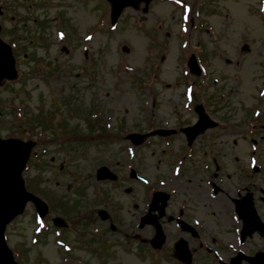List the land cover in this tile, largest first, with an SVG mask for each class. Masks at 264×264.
<instances>
[{
  "label": "rangeland",
  "instance_id": "1",
  "mask_svg": "<svg viewBox=\"0 0 264 264\" xmlns=\"http://www.w3.org/2000/svg\"><path fill=\"white\" fill-rule=\"evenodd\" d=\"M3 2L12 4L7 6V16L0 17V24L4 25L1 31L7 39H12L14 34L9 30L17 22L10 15L21 16L19 31L28 38L26 50L33 52V56L29 59L19 53V79L0 84L2 138L17 137L20 133L23 139L21 128H29L32 136L36 135L44 121L38 122L34 114L41 110L42 102L43 113L51 115L46 120L43 118L44 128L48 124L47 133L54 136L60 134L57 121H66L63 116H69L67 120L78 134L92 135V128L84 121L86 118L70 116L69 110L85 115L100 113L121 137L124 129L125 133L148 131L151 121L175 127L193 121L192 102L208 95L215 96L209 104V113L222 123L234 126L250 118L255 108L264 113V95L258 92L259 99L256 95L264 84V16L261 19L257 11L259 0H219L197 17L212 26L206 33L200 32L208 47L209 62L204 64L206 73L199 82L212 86L206 92H199L198 84L194 90L188 86L193 77L187 74L182 46L189 42L191 31L184 34L182 27L189 25L185 15L170 12L172 6L167 3L152 5L147 12L142 5L128 9L112 29L108 26L110 14L103 13L99 0H0V4ZM186 16L188 21L195 22L193 10H188ZM36 19L40 20L37 24ZM154 23L162 25L154 39L158 43L157 52L150 45L154 42L150 38ZM74 27L79 37L73 43L58 39L57 30L72 35ZM38 35L44 38L34 43L32 36ZM213 35L218 38L213 39ZM87 36L91 41H85ZM246 44L248 50L243 49ZM40 58L46 60L51 70L38 65ZM255 104L258 106L252 107ZM12 109H18L21 116L28 118L18 120ZM17 131L20 132L16 134ZM202 136L191 148V155L185 149L182 133L166 139L151 137L137 147L125 138L114 140L108 134H95L89 140L66 139L61 144H42L38 147L39 152H45L41 163L28 164L24 178L31 190L48 197L50 217L43 221L37 219L33 204H29L23 216L8 225L6 237L17 252V261L20 264L65 263L64 247L61 249L57 244L51 228V218L60 209L67 216L82 210L94 211L96 218L94 222L81 219L76 226L83 236L91 237V246L81 242L75 232L66 234L70 252L79 258L68 264H175L166 259L164 252L152 253L140 241L135 242L138 236L149 239L153 235L152 226L138 227L149 203L145 200V187L167 189L171 186L172 179L179 176V160L185 166L180 174L185 173V180L197 165L210 162L208 156H212L213 147L216 148L213 152L220 148L219 159L225 161L227 173L231 172L232 164H237L232 133L219 127ZM241 143L242 140L239 146ZM261 145L263 152L259 154L264 162V139ZM104 165L121 177L115 182L99 180L97 172ZM131 168L136 169L140 179L130 177ZM255 177H261V173L257 172ZM176 196L178 205L185 201L181 193ZM190 204L204 219L209 214L214 217V210L208 205L199 203V211L196 202L191 200ZM102 209L108 213L104 220L98 215ZM46 227L47 233L38 237L37 231ZM94 229H97L95 234Z\"/></svg>",
  "mask_w": 264,
  "mask_h": 264
},
{
  "label": "flooded vegetation",
  "instance_id": "2",
  "mask_svg": "<svg viewBox=\"0 0 264 264\" xmlns=\"http://www.w3.org/2000/svg\"><path fill=\"white\" fill-rule=\"evenodd\" d=\"M242 134L232 132L237 164H232L231 172L227 173L225 161L219 159L217 151L212 177L207 178L204 162L191 171L198 172L196 186L172 184L177 189L182 188L187 195L180 192L185 196L181 207L177 204L176 193L169 191L166 216L161 219L166 232V243L161 252L165 253L167 260L174 261L175 242L184 238L193 253L191 264H264V168L254 167V154L246 139L241 138L243 143L239 146L237 136ZM255 171H260L261 177H255ZM191 200L198 204L199 211V203L214 210V217L210 214L208 219L206 217L213 223L191 206ZM151 229L154 232L153 226ZM81 236L82 233L77 234L81 242L92 245L90 236ZM200 253V260H197Z\"/></svg>",
  "mask_w": 264,
  "mask_h": 264
},
{
  "label": "water",
  "instance_id": "3",
  "mask_svg": "<svg viewBox=\"0 0 264 264\" xmlns=\"http://www.w3.org/2000/svg\"><path fill=\"white\" fill-rule=\"evenodd\" d=\"M139 0H112L117 7L114 14L115 18L123 8V4L129 5L136 3ZM0 84L4 78H15L16 70L14 59L9 47L0 43ZM207 118V116H206ZM207 127L205 116H201L199 123L186 129L190 132V141L197 133L203 131ZM159 133H166L159 130ZM155 133V132H153ZM169 133V132H167ZM135 143H140L145 135L133 134L130 136ZM33 143H23L19 140L0 139V264H17L13 260L12 251L8 248L4 238V230L7 223L12 220L17 214L23 212L28 200H33L37 210L41 216L47 213V205L33 194L26 191L22 178V170L29 157ZM106 168L100 171L99 177L108 175ZM114 178L115 176L109 175ZM57 225H64L61 218H54Z\"/></svg>",
  "mask_w": 264,
  "mask_h": 264
}]
</instances>
